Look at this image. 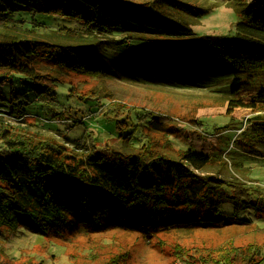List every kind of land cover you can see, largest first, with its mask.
I'll use <instances>...</instances> for the list:
<instances>
[{
    "label": "rangeland",
    "instance_id": "obj_1",
    "mask_svg": "<svg viewBox=\"0 0 264 264\" xmlns=\"http://www.w3.org/2000/svg\"><path fill=\"white\" fill-rule=\"evenodd\" d=\"M53 1L66 12L21 10L10 16L14 23H6L8 15L0 10V37L54 40L59 37L54 31L62 33L58 29L64 25L83 27L90 16L77 0ZM183 1L202 8L193 31L221 39L234 33L235 10L244 0ZM75 8L83 18L67 13ZM130 42V47L137 43ZM135 55L110 49L98 61L90 60L99 65L96 75L58 70L39 60L35 67L45 87L56 85L52 98L44 94L24 104L26 114L21 117L11 116L8 103L0 100V117L21 129L22 136L50 141L52 137L67 149H81V143L93 138L102 142L99 150L111 155L134 151L129 141L111 139L121 133V120L129 127L124 134L133 131L136 137L148 138L196 174L222 182L214 192L220 197L215 217L222 223L147 233L82 230L65 236L5 229L0 232V264H212L201 256L228 246L250 251L255 261L264 263V142L254 136L252 150L249 137L241 132H251L249 119L264 114V105L253 98L264 86V74L249 85L228 72L213 71L215 64L207 56ZM25 84L19 88L28 89L25 98L34 97L30 83ZM187 149L206 152L211 161L195 168L181 159V151Z\"/></svg>",
    "mask_w": 264,
    "mask_h": 264
},
{
    "label": "trees",
    "instance_id": "obj_2",
    "mask_svg": "<svg viewBox=\"0 0 264 264\" xmlns=\"http://www.w3.org/2000/svg\"><path fill=\"white\" fill-rule=\"evenodd\" d=\"M77 1L87 7L89 18L83 27L64 25L58 29L62 33L54 31L59 36L54 40L1 35L0 100L8 103L11 116L26 114L24 104L44 94L52 98L56 85L45 87L35 67L39 60L58 70L96 75L99 65H91L90 60L98 61L105 52L118 48L136 58L171 52L207 56L215 64L213 71L228 72L249 85L264 74V0L239 3L234 33L221 39L193 31L202 8L183 0ZM0 10L8 15L6 23H14L10 16L21 10L65 11L53 0H0ZM67 13L83 18L76 8ZM130 41L137 43L130 47ZM25 80L35 91L32 98H25L27 88L19 89ZM253 98L264 105V86ZM60 116L65 119L64 114ZM249 122L253 132L246 128L241 132L247 134V145L254 150V136L264 142V114L254 115ZM117 127L121 133L111 139L129 141L134 151L111 155L99 150L102 142L93 138L86 140L88 146L81 143V149H67L65 144L53 143L52 137L50 141L22 136L21 129L0 117V232L25 228L54 236L112 229L147 233L222 223L215 217L220 197L214 194L221 181L196 174L152 146L148 138L136 137L133 131L124 134L129 127L123 121L118 120ZM181 152L182 161L195 168L211 161L201 150ZM253 256L228 246L208 250L201 260L260 264Z\"/></svg>",
    "mask_w": 264,
    "mask_h": 264
}]
</instances>
